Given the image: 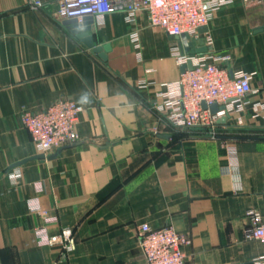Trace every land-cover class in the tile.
Masks as SVG:
<instances>
[{
	"label": "crops",
	"instance_id": "crops-1",
	"mask_svg": "<svg viewBox=\"0 0 264 264\" xmlns=\"http://www.w3.org/2000/svg\"><path fill=\"white\" fill-rule=\"evenodd\" d=\"M26 3L0 0V264H146L141 225L188 237L186 264H264V244L246 235L249 211L264 222L263 7L233 0L189 51L211 48L229 57V74H253L249 96L219 107L213 139L172 128L152 109L181 70L172 40L145 12L134 26L121 12L93 20L94 46H110L103 61L53 18L54 4L33 11ZM61 98L84 108L81 140L33 159L41 154L22 114ZM222 142L236 149L235 162ZM40 212L55 221L45 224ZM40 226L52 238L71 230L74 248L38 246Z\"/></svg>",
	"mask_w": 264,
	"mask_h": 264
},
{
	"label": "built area",
	"instance_id": "built-area-1",
	"mask_svg": "<svg viewBox=\"0 0 264 264\" xmlns=\"http://www.w3.org/2000/svg\"><path fill=\"white\" fill-rule=\"evenodd\" d=\"M254 2L264 9V0ZM50 4L55 5L53 18L60 22H81L84 17H91L102 24L106 15L121 12L125 23L134 26L138 13H146L149 25L162 30L172 40L170 50L177 67L192 64L191 69L186 68L178 81L169 86L168 93L161 95V102L152 105L157 116L172 128L201 129L215 139L221 112L214 114L209 107L213 104L225 106L229 101L244 99L253 92V74L242 71L229 74L223 65L229 57L186 52L180 39L185 36L186 43L193 46L195 40L207 34L213 13L233 4V0H27L26 6L36 11ZM137 39L134 30V42ZM206 40L208 45L211 44L209 37ZM147 85L145 79L138 82L140 89ZM203 103L207 108L202 107ZM83 111L84 108L74 100L61 98L40 112H24L21 120L38 153L46 155L81 140L76 125ZM221 148L228 154V164L235 162L236 149L226 142L221 143ZM29 206L31 210L39 211L33 202ZM40 214L45 224L55 221L43 212ZM248 215L251 226L246 231L247 237L264 244V222L254 211H249ZM33 235L38 246L58 245L66 251L74 248L71 230H64L61 236L52 238L46 227L40 226L34 229ZM136 239L146 264H186L184 249L191 241L177 233L173 226L153 229L141 225Z\"/></svg>",
	"mask_w": 264,
	"mask_h": 264
},
{
	"label": "water",
	"instance_id": "water-1",
	"mask_svg": "<svg viewBox=\"0 0 264 264\" xmlns=\"http://www.w3.org/2000/svg\"><path fill=\"white\" fill-rule=\"evenodd\" d=\"M67 22H68L67 24L71 28L72 33L74 35H76L79 39H81L86 47L92 49V52L94 54H96L101 60L105 61L106 60V54L110 51V46L109 45H104L101 47H95L94 46L92 37L89 36V32H90L91 27L93 25V19L91 17H84L81 20V22H77L74 20L73 21H67ZM201 31H203V30L201 29ZM180 39L182 40V45H183L184 50L186 52H189L190 49L192 48V46L188 45L186 43V41H185L186 37L181 36ZM210 51H211V48L202 47V48L195 49V54H204V53H207ZM186 68L191 69L192 64L188 63L186 66H182L180 68L181 72H184ZM229 102H231V101H229ZM202 107L204 109L207 108L205 103L202 104ZM209 110L215 114L219 111V107L217 105L213 104L209 107ZM44 158H45L44 155H37L33 159H44ZM18 165L19 164L15 165L14 167H16Z\"/></svg>",
	"mask_w": 264,
	"mask_h": 264
}]
</instances>
